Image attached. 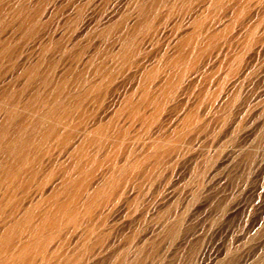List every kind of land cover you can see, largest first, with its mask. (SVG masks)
<instances>
[{
	"label": "bare ground",
	"instance_id": "1",
	"mask_svg": "<svg viewBox=\"0 0 264 264\" xmlns=\"http://www.w3.org/2000/svg\"><path fill=\"white\" fill-rule=\"evenodd\" d=\"M63 1L0 0V264L177 256L187 242L177 240L178 205L195 195L213 149L227 148L213 123L242 111L241 85L264 47V0H126L83 48L84 27L72 26L84 4L62 11ZM181 160L190 179L167 204L151 186ZM98 209L128 217L107 244ZM260 250L252 264H264Z\"/></svg>",
	"mask_w": 264,
	"mask_h": 264
},
{
	"label": "rangeland",
	"instance_id": "2",
	"mask_svg": "<svg viewBox=\"0 0 264 264\" xmlns=\"http://www.w3.org/2000/svg\"><path fill=\"white\" fill-rule=\"evenodd\" d=\"M72 1L84 4L82 20L72 26L75 32L84 27L78 37L79 46L83 48L90 43L91 29L105 24L110 19H114L116 17V7L126 0H65L61 5L62 11L67 10V4ZM57 21L56 18L54 24ZM252 58L254 59H252L251 63L252 69L241 85L237 102V104L241 105L242 111L237 113V107H235L225 119H219L213 123L219 136L223 131H226L223 132L225 135L222 134L223 136L221 135L222 137L220 136V138H226L227 148L234 143L241 142L245 146L247 145L245 151L237 155L238 157L235 156L222 162L223 158L220 157L225 155L227 148L223 146L218 147L219 149L214 148L211 152V165L204 173V177L202 176V179L196 178L192 183L196 188H194L195 195L187 197L188 200L190 198L189 205L186 207L185 201L187 198L184 201L183 199L180 201L178 208L182 211L184 210V214H186L180 228V237L177 240L183 237L187 238L186 245L183 248L184 253L180 252L177 256L168 253L166 257L159 261L157 257L150 256L148 251H144L139 256L138 264H246V262L252 264L250 261L254 253H259L260 249L264 251V248H262L264 246V47ZM123 78L116 81L112 88H117L116 91L122 89L129 82L127 75ZM260 135L261 138L258 140ZM217 164L221 165V167ZM218 168L220 170L217 171ZM169 169L164 172V174H168V182L162 184L163 186L160 189H157L155 183L153 187L151 186L152 191H150V194H152L154 191L159 190L161 196L163 195L167 199V204L173 199L171 198L173 197L171 196V191L174 190V193H176L182 190L183 185L190 179L189 165L183 160L178 161ZM182 172L185 174H182ZM211 180L214 182L212 183ZM210 197L211 199H209ZM99 213L100 210L98 209L97 216L95 214L92 220L93 222L96 221L95 223L98 227L100 225V230L106 229L104 232L109 233L105 240V244H107L113 234H116L117 238L122 232L123 224H126L125 221L127 222L128 217L124 215V212L118 211V209L116 211H105L102 215H99ZM195 213L197 216H195ZM95 248L98 249L99 247L95 246ZM106 254L108 252L97 256L90 264H103L107 259ZM145 261L147 262L145 263Z\"/></svg>",
	"mask_w": 264,
	"mask_h": 264
}]
</instances>
